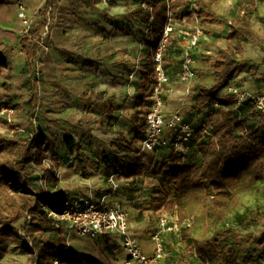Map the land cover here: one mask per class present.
Instances as JSON below:
<instances>
[{
    "label": "trees",
    "instance_id": "1",
    "mask_svg": "<svg viewBox=\"0 0 264 264\" xmlns=\"http://www.w3.org/2000/svg\"><path fill=\"white\" fill-rule=\"evenodd\" d=\"M136 1L141 6L131 12V17L149 27L145 37L149 56L142 68L135 95V108L140 111L134 114L132 123L134 140L141 143L147 113L144 107L149 104L155 84L154 55L163 41L167 23L169 20L175 25L182 23L193 14H197L199 19L204 16L207 22L212 23V4L217 0ZM60 2L46 0L40 27H45L48 12L51 11L53 16ZM98 2L91 0L89 6L96 7ZM257 2L245 0L243 3L231 24L227 47L221 49L215 58L213 85L202 87L198 92L192 109L206 114L190 144L191 151L194 147L197 150L196 160L187 162L189 156L183 159L171 153L158 161L152 171V176L162 181L163 189L152 198L150 209L155 213L165 211L178 218L182 225V240L189 242L188 250L198 264H224L231 260L242 245L243 232L251 223L263 220L261 209L245 213L239 210L244 197L253 195L264 183V118L250 104H244L238 110L237 97L224 93L225 88L245 70L243 37L252 34L250 19ZM191 5H195L192 11ZM124 35L132 34L125 32ZM50 40L49 35L46 45ZM20 45L22 54L30 63L41 49L27 37ZM12 74L11 65L0 57V77L10 81ZM35 100L37 102L38 96ZM2 107L0 104V111ZM101 110L108 118L115 117L110 103H104ZM244 112L248 113L245 118L241 116ZM251 121L257 126H250ZM5 125L13 130L8 123ZM207 131H210V136H207ZM73 143L72 139L66 141L71 153ZM49 153L48 139L43 133L34 132L31 138L25 139H8L0 135V196L5 202L0 203V259L7 255L8 247L14 245L15 250L28 257V264H99L69 248L61 227L65 222L51 216L52 213L61 214L72 198L68 192L56 188L57 164L49 169L45 166ZM135 160L128 171V178L142 173L140 157ZM32 166L42 171L46 180V186L39 190L32 188L28 171ZM24 212L29 219L17 228ZM188 220H191V226L183 227ZM47 233L58 234L59 241H46L40 236ZM247 242H255L261 247L264 232L259 237H248ZM262 257L260 252L248 255L242 264H259ZM179 264L185 263L181 260Z\"/></svg>",
    "mask_w": 264,
    "mask_h": 264
},
{
    "label": "rangeland",
    "instance_id": "2",
    "mask_svg": "<svg viewBox=\"0 0 264 264\" xmlns=\"http://www.w3.org/2000/svg\"><path fill=\"white\" fill-rule=\"evenodd\" d=\"M10 1L12 0H0V3L5 4ZM73 1L75 2L74 5L68 6L69 8L66 9L67 12L63 17L57 15L55 16L56 20L50 22V39L53 34L52 28L65 26L64 24L78 27L77 32L90 34L89 36L92 38L100 35L102 39L95 49L97 60H100L99 56L109 52V48L113 47L114 54L121 56L123 53V60L128 59L131 72L141 73L149 56L147 40L145 39L149 27L131 17V12L140 7L141 3L136 0H108V4L103 5L99 0L97 7L93 9L89 8L91 0H69V2ZM244 1L217 0L214 2L212 4L214 18L212 23L207 22L204 16L199 19L197 14H193L184 22L176 24L175 32L170 37V44L166 46L164 51V63L167 71L173 75L176 74L181 64L188 34L197 25H201L205 36L198 50V70H208L213 76L215 58L219 55L221 49L227 47V39L231 34V24L240 12ZM16 4L18 17L20 7L26 8V6L23 0H17ZM117 4H121V7L116 14L113 6H117ZM194 9L195 5H191L190 11ZM26 12L29 13L27 8ZM256 12H260V15L257 19H254L251 26L254 35L243 37L245 69L255 82H257L256 75L264 70V0L258 1ZM104 15L107 19H104L103 24L94 23V25H90V22H96ZM35 18L31 33L36 37L43 36L44 28L40 27L41 14ZM112 24L113 31L111 30ZM106 31H112L113 36L104 33ZM23 32L24 27L22 25L21 41L25 38ZM95 32L98 33L95 34ZM125 32H130L132 35L125 36ZM105 36L119 38L106 45L107 38ZM52 48V41L50 40L46 48H42L31 63L26 60L23 68L16 66L14 59L9 60L11 66H14L13 78L7 82L0 77V104L10 103L12 109L5 112V108H3L0 111V135L8 139H25L31 138L34 132L43 133L47 137L50 146L49 158L45 166L49 169L53 164H57V183L55 185L57 189L68 192L71 197L104 200L109 205L121 207L129 216L131 214L135 216L143 215L151 222L156 221L158 213L151 211L150 206L152 198L158 191L163 189V183L160 179L152 176V171L158 161L170 156L172 152L170 150H159L140 154L141 143L134 140L135 133L132 125L134 114L140 111V109L135 108V95L139 82L131 77L129 92L122 97L121 104L118 103L117 105V116L113 119L104 117L94 106L87 103V101L92 102L89 99L91 96L89 93L79 94L82 89L78 95H85L87 99H83L81 102L72 100L68 102L66 98H61L60 96L63 93L57 87L53 89L54 91L47 89L48 84L44 81V73L47 66L46 59ZM6 49L7 47L2 44L0 54ZM68 60L70 59L67 58L66 61ZM83 77L85 76L78 74L73 82L78 87L83 84H90L88 79L81 81ZM200 77L202 76L198 75V79ZM198 84L197 81L192 82L191 87L195 89L201 87ZM232 84L242 88L235 80ZM172 90L176 91V88ZM196 91L184 97L189 100L191 105L197 101L199 93ZM174 93L172 92L171 95ZM36 96H38L37 102H35ZM119 106H122V108H119ZM144 108L148 109V105ZM190 114L198 120L194 127L196 130L200 129L203 124L201 119H205L206 113L199 118L198 113L194 110ZM241 116L245 118L247 113H241ZM4 123H8L9 127L12 126L13 130L8 129ZM250 126L256 127L257 124L251 121ZM70 139L74 140L73 153L69 152L66 146V141ZM139 154L142 173L128 178V171L134 166L135 158ZM188 156L187 162L196 160L197 150L195 147ZM28 171L33 189L39 190L46 186L42 171L34 166L30 167ZM171 199H173V196ZM0 203H5L1 196ZM257 209H261L263 220L259 223L253 222L250 224L248 229L243 232L244 237L240 241L242 245L237 250L236 255L231 260L225 261L224 264H242L248 255H255L257 252H260L262 256L264 255V242L261 247L255 242H247L248 237H259L264 232V183L260 184L253 195L244 197L243 206L239 212L245 213ZM163 213L167 212L164 211ZM22 214L23 218L17 223V228H20L28 220L26 212ZM61 227L63 237L68 242L69 248H73L72 240L74 237L80 238L81 245L77 247L83 246L87 240L99 241L104 239V236L81 238L68 224L64 223ZM40 236L46 241H59V235L55 233ZM188 246L189 242L182 240L181 237L178 258L185 264H198L196 258L189 252ZM0 264H28V257L15 250L14 245H10L7 255L0 259Z\"/></svg>",
    "mask_w": 264,
    "mask_h": 264
},
{
    "label": "crops",
    "instance_id": "3",
    "mask_svg": "<svg viewBox=\"0 0 264 264\" xmlns=\"http://www.w3.org/2000/svg\"><path fill=\"white\" fill-rule=\"evenodd\" d=\"M16 2L17 0H12L10 2H6L5 4L2 2L0 3V46L3 44V46L7 47V49L2 54H0V57H3L9 64V60L14 59L16 66H18L19 68H23L27 58L22 54L20 50V33L22 31V23L17 17ZM23 2L29 14L33 17V21L34 19H36L35 17L37 15L41 14L46 6V0H23ZM74 3V1L69 2V0H61L59 7L55 11L53 16L51 15V13L50 15L47 14V24L49 23V20L50 22L52 20H56L55 16L57 15L59 17H63L67 12L66 9L69 8L68 6H71V4L74 5ZM78 4L80 3L78 2ZM96 7L89 6V8L93 9ZM120 7L121 4L113 6L114 13L117 14ZM257 8L258 2L254 10V14L250 19L251 26L254 22V19H257L258 15H260V12H256ZM104 19H107L105 18V15L103 18H99L96 22H90V25L92 26L94 25V23L98 25L103 24ZM64 25L65 26H58L56 29L52 28L53 34L51 41L53 48L46 59L47 66L45 67L44 73V81L46 84H48L47 89H49L50 91H54L53 89L57 87L59 91L63 93V95H61L60 97L63 99L66 98L68 102L70 100L74 102H81L83 99H87L85 95L82 96L83 93H89L91 95L89 99L92 102L87 101V103L91 106H94L101 115L107 117L102 114L101 110V106H103V104L107 102L112 105L114 116H117V105L118 103L121 104L120 101H122V97H124V95L129 92L130 78L133 77L136 82H139L141 79V73L137 71L131 72L130 66L128 64V59L126 58V61L123 60V53L121 56H119L118 54H114L115 50L113 47L109 48V52H106L99 56L100 60H97L95 49L97 48V46H99L98 43L102 39L100 38V35L94 36V38H92L89 36L90 34H85L80 31L77 32L76 29H78V27H74L70 24ZM113 29L114 28L112 24L111 30L113 31ZM112 31H106L104 33H107L109 36H113ZM96 33L98 32H95V34ZM251 33V35L247 36L254 35L252 31ZM106 38L107 45L109 44V42H112L119 37L109 38L107 36ZM197 56L199 62V51L197 52ZM71 57L74 58L72 59ZM67 58L70 60L66 61ZM11 67L13 68L14 72V66ZM198 69L199 66L197 65L195 81H197L199 83L198 85H201V87L195 89L194 87H191V85L190 88L187 89L186 86L182 85L178 81V74L181 70L180 64L175 75L169 73L171 82L168 86L167 91V113L171 114L174 112H180L181 114H183L185 120L193 126L198 121L194 119L195 117H192V114H190V112L193 110L192 106L195 105V103L191 105L189 100L184 97L192 94L193 92H195V90H197L196 92H199L200 88L202 87H211L214 82V77L211 75V73H209L208 70L199 71ZM78 74H82V76H85L81 79V81L88 79L90 80V84H83L78 87L76 83L73 82ZM198 75H201L202 77L198 79ZM263 75L264 70L256 75L255 79H257V82H255V80H253V77L249 75L248 71H246L245 69L244 72H242L235 78V82L239 84L242 89L248 92L258 93L262 90L264 84ZM173 88H176V91H171V89ZM81 89L83 92L81 91ZM172 92L175 93L171 95ZM78 93H82V95H78ZM61 98L59 99V101L61 100ZM120 107L122 108V106H119V108ZM203 114L204 113H198V118ZM201 121L204 120L201 119ZM71 198L74 199L76 197L72 196ZM159 214L160 213H158V218ZM157 222L158 219L154 222H151L147 219L146 216L143 215L135 216L131 214L129 216L130 229L137 236L144 251L147 253H151L154 249L153 234L155 229L157 228ZM166 239L168 242V248L171 252V259L166 261L165 264H179L181 261L178 258L181 238L176 235H168ZM79 240L80 238L74 237V239L72 240L73 248L71 247V249L85 254L86 256L94 259L99 264H130L128 256L122 245V239L117 234L105 236L103 240L99 241L87 240V242H85L83 246L77 247L81 245Z\"/></svg>",
    "mask_w": 264,
    "mask_h": 264
},
{
    "label": "built area",
    "instance_id": "4",
    "mask_svg": "<svg viewBox=\"0 0 264 264\" xmlns=\"http://www.w3.org/2000/svg\"><path fill=\"white\" fill-rule=\"evenodd\" d=\"M100 2L103 5L108 4V0H100ZM143 6L146 7V5ZM50 13L51 11L48 12V15ZM18 19L24 27L23 35L38 44L41 49L46 48L45 41L50 35V20L44 27L43 36L36 37L31 33L33 17L26 12V8L23 6L18 11ZM174 32L175 24L169 20L165 27L163 41L154 55L156 63L155 84L144 117L145 133L141 142L140 154L170 150L184 159L190 154V144L195 138L197 130L185 120L180 112L167 113V91L171 77L165 68L164 51L167 46L166 43ZM204 36L203 27L197 25L186 39L178 81L187 89L196 79L197 52ZM224 93L237 97L238 110L244 104H250L254 111L264 118V84L262 90L258 93L248 92L234 84L227 86ZM217 106L215 105V107ZM3 108H5V112H8L12 109V106L10 103H3L1 111ZM206 134L207 136L211 135L210 131H207ZM51 216L68 224L80 237L97 238L113 234L119 235L130 264H165L166 261L171 259L167 236L176 235L181 238L182 231V225H180L177 217L161 212L157 228L153 234L154 249L151 253H147L137 236L130 229L128 213L119 206L109 205L104 200L72 198V202L66 204L61 214L52 213ZM191 224V220H188L183 227H190ZM259 264H264V255Z\"/></svg>",
    "mask_w": 264,
    "mask_h": 264
}]
</instances>
